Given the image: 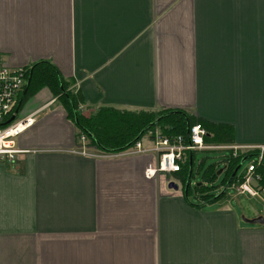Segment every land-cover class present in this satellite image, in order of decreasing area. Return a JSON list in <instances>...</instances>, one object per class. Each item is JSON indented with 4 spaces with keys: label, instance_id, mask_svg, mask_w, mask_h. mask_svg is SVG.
<instances>
[{
    "label": "crops",
    "instance_id": "1",
    "mask_svg": "<svg viewBox=\"0 0 264 264\" xmlns=\"http://www.w3.org/2000/svg\"><path fill=\"white\" fill-rule=\"evenodd\" d=\"M41 61L87 118L183 110L231 126V146L264 145V0H0V64ZM17 113L33 123L0 162V264H264L247 194L194 200L176 174L145 178L155 155L82 145L48 88Z\"/></svg>",
    "mask_w": 264,
    "mask_h": 264
},
{
    "label": "trees",
    "instance_id": "2",
    "mask_svg": "<svg viewBox=\"0 0 264 264\" xmlns=\"http://www.w3.org/2000/svg\"><path fill=\"white\" fill-rule=\"evenodd\" d=\"M73 82L63 78L52 63L37 62L30 67L29 86L20 106L28 96L42 88H48L66 109L68 118L79 128L78 140L83 134L88 138L90 145L111 153L125 151L149 130H158L163 137L173 138L178 135L187 136L188 130L195 124H200L206 129L204 141L207 144L231 145L235 142V133L231 126L212 123L183 110L121 111L115 108H101L95 115L87 118L82 115L80 107L85 103V98L79 90L76 91L72 87ZM231 152L224 161L227 165L221 169L225 172L221 185L242 181V176H237L238 171L247 160L258 154L256 150L240 151L237 156ZM192 159L194 160V153ZM193 164V161H188L182 171L176 174L182 181L187 196L192 192L190 181L193 177ZM215 169L216 166H210L203 175L205 184L198 183L195 187L204 201H216L221 198V195L214 194L218 187L213 185V181L220 171L215 173ZM256 173L264 184V162L257 167Z\"/></svg>",
    "mask_w": 264,
    "mask_h": 264
},
{
    "label": "built area",
    "instance_id": "3",
    "mask_svg": "<svg viewBox=\"0 0 264 264\" xmlns=\"http://www.w3.org/2000/svg\"><path fill=\"white\" fill-rule=\"evenodd\" d=\"M29 76L30 68L28 67L12 69L0 64V162L12 163L22 152L17 146V137L33 123L29 118L25 120L17 118L23 95L29 86ZM12 116H15V119L8 122ZM206 135V129L200 124L193 125L188 130L187 136L178 135L173 138L163 137L158 130L155 132L149 130L134 145L122 152L132 155H155L156 161L149 162L144 170L145 178L153 179L159 175L171 177L181 172L188 161H194L192 154L197 151L228 149L237 156L240 151L256 150L258 151L255 156L257 161L251 160L248 163L241 174L242 181L230 185L240 194L264 200V184L261 183L260 175L256 173L257 167L264 162V146L211 145L204 141ZM85 137L81 136L79 139L82 145L86 144L84 142L87 137ZM79 154L89 157L105 156L84 150Z\"/></svg>",
    "mask_w": 264,
    "mask_h": 264
},
{
    "label": "rangeland",
    "instance_id": "4",
    "mask_svg": "<svg viewBox=\"0 0 264 264\" xmlns=\"http://www.w3.org/2000/svg\"><path fill=\"white\" fill-rule=\"evenodd\" d=\"M81 136H85V135L82 134ZM84 143H86L87 145H90L88 138H86V141ZM231 153L232 152L228 149H213V150H204V151L194 152L193 177L190 181V185L192 187V192L190 196L191 199L197 200V196L195 195L196 194L195 187L198 183L204 182L203 175L205 174L206 170L210 166H216L215 173L223 169L224 161L226 157H229L231 155ZM251 160L257 161V157L247 160L242 165V167L237 173L238 177L244 172L245 168L247 167L248 163ZM224 178H225V172H223L220 176L218 175L215 177V180L213 181V185H215L216 187L221 185ZM226 193L230 195L231 197H233L235 196L236 191L232 187H228L226 188ZM253 198L255 199H250L249 195H246L245 197H243V199L245 200V203L247 202V208L249 207L250 212L252 210H258L260 213H262V216L264 218V202L259 197H253ZM233 202H234V205L236 206L237 202L236 201H233Z\"/></svg>",
    "mask_w": 264,
    "mask_h": 264
},
{
    "label": "water",
    "instance_id": "5",
    "mask_svg": "<svg viewBox=\"0 0 264 264\" xmlns=\"http://www.w3.org/2000/svg\"><path fill=\"white\" fill-rule=\"evenodd\" d=\"M14 119H15V116H12L11 119L8 122L13 121ZM220 173H221V171L219 172V174ZM229 184H230V182L227 183V186H229ZM169 188L178 189V186L174 182H170L169 183ZM248 222L249 223H258V222H261L262 223L263 222V219L262 218H256V219L248 220Z\"/></svg>",
    "mask_w": 264,
    "mask_h": 264
}]
</instances>
